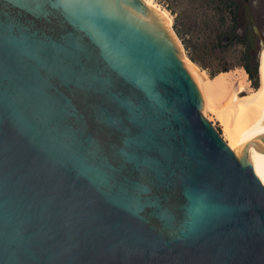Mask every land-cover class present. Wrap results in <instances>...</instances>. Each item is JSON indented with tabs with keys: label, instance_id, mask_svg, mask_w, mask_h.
<instances>
[{
	"label": "water",
	"instance_id": "obj_1",
	"mask_svg": "<svg viewBox=\"0 0 264 264\" xmlns=\"http://www.w3.org/2000/svg\"><path fill=\"white\" fill-rule=\"evenodd\" d=\"M169 24L0 0V264H264V117L237 156Z\"/></svg>",
	"mask_w": 264,
	"mask_h": 264
},
{
	"label": "rangeland",
	"instance_id": "obj_2",
	"mask_svg": "<svg viewBox=\"0 0 264 264\" xmlns=\"http://www.w3.org/2000/svg\"><path fill=\"white\" fill-rule=\"evenodd\" d=\"M154 1L167 8L171 13V30L180 40L182 53L189 60L204 69L210 78H212L211 75L217 77L225 72L222 70L223 68H227L233 78L244 72L249 89H245L244 93H250L251 89H254V80L250 79L242 64L247 60L246 54L249 63H252L254 58L257 60L259 55L258 64L260 66L259 49L261 48L257 31L264 36V12L260 11V14H256L248 10L246 14H241L240 22L236 25L240 30L235 34L234 21L231 18L232 11L229 9V5H224L222 0ZM250 13L253 15L255 28L252 29L249 26L243 33V27L249 25L250 17L248 15ZM227 36H231L228 41L224 40ZM256 81L259 85L261 84L259 73ZM231 96L232 94L228 97L229 101ZM203 114L224 140L219 121L209 112H203Z\"/></svg>",
	"mask_w": 264,
	"mask_h": 264
},
{
	"label": "bare ground",
	"instance_id": "obj_3",
	"mask_svg": "<svg viewBox=\"0 0 264 264\" xmlns=\"http://www.w3.org/2000/svg\"><path fill=\"white\" fill-rule=\"evenodd\" d=\"M143 1L163 12L170 21L169 27L171 29L172 15L169 10L160 6L154 0ZM172 32L182 49L180 40L174 31ZM259 54V76L261 84L258 89H251L250 93L247 94L244 93L245 89H248V82L244 72L239 73L235 78L232 77L229 71H225L215 78H210L204 69L199 68L183 54L184 58L191 62L208 82V85L201 84L200 86L204 99L203 112H209L219 121L222 136L226 144L237 156L248 144L264 117V44ZM230 94L232 96L229 101L228 97Z\"/></svg>",
	"mask_w": 264,
	"mask_h": 264
},
{
	"label": "flooded vegetation",
	"instance_id": "obj_4",
	"mask_svg": "<svg viewBox=\"0 0 264 264\" xmlns=\"http://www.w3.org/2000/svg\"><path fill=\"white\" fill-rule=\"evenodd\" d=\"M224 1V5H229V9L232 11L231 18L233 19V25L235 26L234 33L237 34L239 28L236 25L240 22V16L243 13H247L248 10L255 12L256 14H260V11L264 12V1L263 0H222ZM168 5V4H166ZM170 9V8H169ZM171 11V9H170ZM250 17L249 25L245 28L243 27L244 31L250 26L252 29L255 28L254 20L252 19V14L248 15ZM245 35V34H244ZM243 38V37H242ZM231 39V36H227L224 40L228 41Z\"/></svg>",
	"mask_w": 264,
	"mask_h": 264
},
{
	"label": "trees",
	"instance_id": "obj_5",
	"mask_svg": "<svg viewBox=\"0 0 264 264\" xmlns=\"http://www.w3.org/2000/svg\"><path fill=\"white\" fill-rule=\"evenodd\" d=\"M245 57L247 60L242 64V67L247 72L250 79L254 80V82H253L254 89H258L260 86L256 81V78H257L258 73H259L258 61L254 58V61L252 60V63H249L248 55L246 54ZM222 70L227 71V68H223ZM211 76H212V78L215 77L213 75H211Z\"/></svg>",
	"mask_w": 264,
	"mask_h": 264
}]
</instances>
